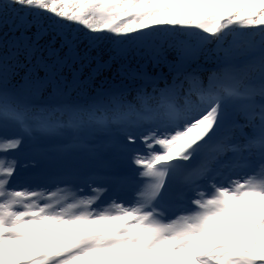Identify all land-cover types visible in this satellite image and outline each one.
<instances>
[{
	"label": "snow or ice",
	"instance_id": "obj_1",
	"mask_svg": "<svg viewBox=\"0 0 264 264\" xmlns=\"http://www.w3.org/2000/svg\"><path fill=\"white\" fill-rule=\"evenodd\" d=\"M86 257L264 264V0H0V261Z\"/></svg>",
	"mask_w": 264,
	"mask_h": 264
},
{
	"label": "rangeland",
	"instance_id": "obj_2",
	"mask_svg": "<svg viewBox=\"0 0 264 264\" xmlns=\"http://www.w3.org/2000/svg\"><path fill=\"white\" fill-rule=\"evenodd\" d=\"M233 222H234V220L231 221V222H229L226 226L220 228L219 232H220V233H224V232L229 231V230L231 229V225H232ZM68 226H70V225H67V226H63V225H54V227H57V228H59L60 230L57 231V232H53V233H50V234L46 235V236L44 237V239L39 240V241H38L37 243H35V244L25 245V246L21 247L20 249H18L17 251H14V252H11V253L6 254V255L2 258V261H10V260H12V259H14V258H18V257H20V256H21L22 254H24V253H31V252H30V248H32V249H34V250H36V251H37V250H39V251H43L44 248L41 247V246H43V244H44V245H47V244H46V242H47L46 240L51 241V240H53L55 237L65 235V234H67V233L72 232V231L75 229V228H73V227H72V228H71V227H70V228H67ZM69 230H70V232H69ZM2 261H0V264H2ZM84 261H85V258L82 259V260H80V261H78L77 264H83Z\"/></svg>",
	"mask_w": 264,
	"mask_h": 264
},
{
	"label": "bare ground",
	"instance_id": "obj_3",
	"mask_svg": "<svg viewBox=\"0 0 264 264\" xmlns=\"http://www.w3.org/2000/svg\"><path fill=\"white\" fill-rule=\"evenodd\" d=\"M70 227H71V228L73 227V228L76 229V228H79V227H81V226H79V225H70V226H68L67 228H70ZM217 230H218V229H217ZM217 230H216V231H217ZM46 241H47L46 244L48 245V244H49V240H46ZM43 246H45V245L43 244ZM33 251H36V250L30 248V252H33ZM88 259H90V257H86V258H85V261H84L83 264H86V261H87Z\"/></svg>",
	"mask_w": 264,
	"mask_h": 264
}]
</instances>
